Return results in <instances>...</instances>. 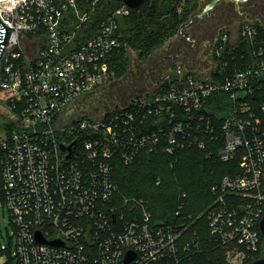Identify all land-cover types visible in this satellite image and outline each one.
Instances as JSON below:
<instances>
[{
	"label": "built area",
	"instance_id": "built-area-1",
	"mask_svg": "<svg viewBox=\"0 0 264 264\" xmlns=\"http://www.w3.org/2000/svg\"><path fill=\"white\" fill-rule=\"evenodd\" d=\"M100 1L84 9L78 0H0V43L9 28L0 57V105L8 117L0 133L1 190L18 264H180L191 246L182 238L185 222L153 224L145 199L118 194L116 166L132 162L140 150L163 147L172 155L219 138L221 160L235 159L238 171L211 187L215 199L203 212L209 234L230 264L264 256V44H254L258 28L242 25L240 35L254 47L249 62L231 74L217 63L209 75L176 63L165 79L175 78L163 90L100 115L82 114L78 100L111 75L107 57L120 44L118 16L130 11L122 1L93 30L89 22ZM228 35H220L222 45ZM219 93L230 106L217 122L204 107ZM73 141L71 151L62 150ZM37 229L62 243L37 241ZM128 250L135 255L126 263Z\"/></svg>",
	"mask_w": 264,
	"mask_h": 264
},
{
	"label": "trees",
	"instance_id": "trees-1",
	"mask_svg": "<svg viewBox=\"0 0 264 264\" xmlns=\"http://www.w3.org/2000/svg\"><path fill=\"white\" fill-rule=\"evenodd\" d=\"M89 2L90 0H78L84 9ZM121 4L122 0L98 2L91 14L90 27L96 29L101 18L114 12ZM196 8V0L189 7H185L181 0H145L139 8L130 9L128 14L118 16L116 34L120 44L107 57L112 75L119 78L125 74L130 49L136 51L139 58H146L177 33L181 23L188 20ZM252 24L259 30L254 44H264V25L259 22ZM240 38L234 43L227 40L223 45L219 38V48L216 50L220 53L217 55L214 50L213 54L216 69L224 66L226 74H231L235 68H241L249 62L254 45L241 35ZM167 86L169 85L165 80L152 93ZM219 101L222 106H219ZM228 105L230 106L227 95L219 93L212 95L204 108L218 122L228 113ZM117 107L115 105L113 108ZM222 143V138L212 139L204 147L188 145L172 155L163 147L154 152L140 150L132 162H118L116 166L118 194L145 199L147 208L152 213L153 224L185 222L186 229L183 230L182 238L189 240L191 246L180 264H230L226 260L224 249L211 238L207 218L203 213L215 199L211 187L222 176L238 171L235 159L221 160L218 151ZM1 183L0 166V201L3 202ZM183 192L184 203L181 212L176 214L178 196ZM251 261L247 259L245 264H250ZM15 264H18L17 260Z\"/></svg>",
	"mask_w": 264,
	"mask_h": 264
},
{
	"label": "rangeland",
	"instance_id": "rangeland-1",
	"mask_svg": "<svg viewBox=\"0 0 264 264\" xmlns=\"http://www.w3.org/2000/svg\"><path fill=\"white\" fill-rule=\"evenodd\" d=\"M195 0H181L185 7H189ZM210 0H196L200 10ZM249 21L259 22L264 25V0H219L215 6L205 15L196 18L188 29L202 28V33L197 35V43L194 48H189L184 53L189 58L180 59L159 75L154 61L161 51L175 50L174 40L178 36L175 33L165 44L153 50L146 58H139L137 52L129 50V64L125 74L117 78L114 75L96 86L89 93L81 96L77 108L79 113L88 115H100L115 105L126 104L130 99L138 95H149L152 91L173 71L175 64L180 63L184 68L199 75H209L216 72L214 65L216 59L214 50L219 48V38L224 32H228L230 42H237L240 38L242 25ZM84 28H80L83 31ZM241 39V38H240ZM192 49V50H191ZM194 54V55H193ZM195 56V58H194ZM109 65V64H108ZM160 70V69H159ZM175 75H171L166 81H173ZM8 117L4 108L0 105V133L6 131ZM14 227L10 220L8 210H3L0 201V264H15L14 245L12 244ZM10 250V252H9Z\"/></svg>",
	"mask_w": 264,
	"mask_h": 264
},
{
	"label": "water",
	"instance_id": "water-1",
	"mask_svg": "<svg viewBox=\"0 0 264 264\" xmlns=\"http://www.w3.org/2000/svg\"><path fill=\"white\" fill-rule=\"evenodd\" d=\"M130 9H137L139 8L142 3L145 0H122ZM219 0H210L204 7H202L200 10H196L194 11L188 18V20L184 21L183 23H181V25L178 28V36L176 37V41L177 44L179 41H182L184 44H186L187 46L192 47L195 43V38L192 35V32L188 29L190 26L193 25L194 21L196 18H199L203 15H205L207 12H209L214 6L215 4L218 2ZM236 2L239 1H244V0H233ZM8 35H9V28L7 27V34L5 39L0 43V57L1 54L4 50V46L7 43V39H8ZM186 47L183 46H178L177 47V53L175 55L172 56L173 60L178 61L181 59L182 55L184 54ZM75 141H73L71 144L69 145H61L62 150H72V147L74 145ZM69 156V155H68ZM260 228L262 231V234H264V217H262V219L260 220ZM35 237L36 240L39 242H50V243H62V240L59 236H55V237H44L42 235V231L37 229L35 231ZM135 255V253L131 250H128L126 255H125V262L128 263L132 257ZM250 264H264V256H260L255 258L254 260L251 261Z\"/></svg>",
	"mask_w": 264,
	"mask_h": 264
},
{
	"label": "flooded vegetation",
	"instance_id": "flooded-vegetation-1",
	"mask_svg": "<svg viewBox=\"0 0 264 264\" xmlns=\"http://www.w3.org/2000/svg\"><path fill=\"white\" fill-rule=\"evenodd\" d=\"M190 31L192 32V35H193V37L196 40L192 47L187 46L182 41H179L178 44H177V41L175 39L174 40L175 50H172V49L169 50L168 49V50L160 52V54L158 55V57L154 61L155 62L154 65L157 67L156 72H159V75H161L163 71L168 69L172 64H174L176 62L175 60H173L172 56L175 55L178 52L177 51V47L178 46H183L184 45L186 47L184 53L186 52V50H190L189 48H194L196 46L197 38H198L196 36L199 35L200 33H202L203 30H202V28H199V30L196 29V28H194V29L192 28ZM185 58H187V59L189 58L187 53H186V55L183 54L182 57H181V59H185ZM194 58H195V56H194Z\"/></svg>",
	"mask_w": 264,
	"mask_h": 264
}]
</instances>
